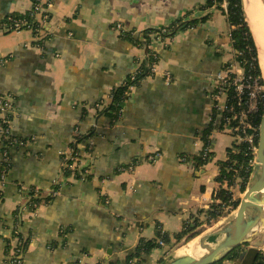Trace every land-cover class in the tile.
<instances>
[{
  "label": "crops",
  "instance_id": "crops-1",
  "mask_svg": "<svg viewBox=\"0 0 264 264\" xmlns=\"http://www.w3.org/2000/svg\"><path fill=\"white\" fill-rule=\"evenodd\" d=\"M203 1L55 0L48 35L36 38L27 30L3 28L7 14L28 11L32 0H0V59H8L0 67V95L13 104L11 134L23 143L6 148L10 170L0 198V226H10L19 209L20 230L24 242L29 240L22 264H131L126 257L140 239H155L159 229L176 244L172 236L214 202L217 164L227 159L235 139L222 127L214 130L208 147L213 157L198 169L182 162L180 155L203 151L197 132L210 122L212 79L233 61L222 14L214 11L207 22L178 32L169 49L152 42L151 49L160 56L154 70L168 72L171 81L160 76L144 79L121 102L120 118L111 126L109 118L97 114L111 90L135 71V60H143V51L119 38V29L166 26ZM203 14L195 11L192 17ZM1 119L0 114V125ZM77 127L82 132L92 128L96 134L79 146V167H89L91 179L60 175V155L70 152ZM2 150L0 142V161ZM240 184L237 180L229 189L238 203ZM55 185V198L30 212L28 187L49 193ZM235 210L213 224L214 229L205 226L194 239L223 227ZM61 230H67L63 246ZM0 234L7 237L9 231L0 229ZM194 239L177 243L173 250L158 239L159 248L132 264L172 260L175 251L177 257ZM55 242L58 246L53 247ZM3 246L0 240V264H6ZM257 251L264 254V242ZM250 256L233 264H249Z\"/></svg>",
  "mask_w": 264,
  "mask_h": 264
},
{
  "label": "trees",
  "instance_id": "trees-1",
  "mask_svg": "<svg viewBox=\"0 0 264 264\" xmlns=\"http://www.w3.org/2000/svg\"><path fill=\"white\" fill-rule=\"evenodd\" d=\"M33 3H36V1L33 0ZM195 11L203 12L204 14L199 18H193L192 14ZM214 11H218L220 14H222L225 17L226 23L228 25V37L233 51L232 63H236V65L242 69L245 76H260L256 48L245 22L242 0H204L202 3L198 4L197 7L187 10L181 17L174 19L166 26L148 27L141 31H136L135 29H119V38L131 43L136 48L141 49L143 51V60H135V71L127 75L124 82L119 87L111 90L107 105L102 106L98 103V105H101V107L98 109L99 111L97 114H102V116L109 118L110 126L115 124V122L120 118L121 102L126 100L131 93L129 87L135 88L140 85L144 79L148 77H155L153 67L159 61L160 56L151 49L152 42L160 41L163 43L164 49H169L171 40L178 32L192 30L199 24L207 22ZM35 13L36 11H34L33 8L23 13L11 12L4 18L3 24L8 27L10 24H13V22L16 21L21 24H27L33 29L35 27L38 28L39 25L35 17ZM48 15L49 17L51 16L50 13ZM46 35H48L47 30H45V28H41L40 32L38 33L39 38H45L47 37ZM232 63L226 64L223 68L226 70L232 65ZM232 77L233 75H230V78ZM261 82L263 83L262 80ZM227 94L228 104H233L234 99L231 88L227 90ZM0 99L7 101L6 103H8L13 110V104L9 102V97L0 95ZM263 109L264 102L260 109L261 114ZM86 112L87 110L84 108L82 111V119L84 118L83 116L86 114ZM7 117L10 120L12 119L11 114L7 115ZM216 117V112L212 110L208 127L197 132L205 147L210 148V136L212 132L214 130H219L223 125V122L221 120L217 121ZM253 123L254 126L258 128L260 119H255ZM95 137L96 134L92 128L86 132H82L80 131V128L77 127V131L73 135L72 141L69 144L70 152L68 154L60 155V175L62 178H74L76 180H86L92 178V175L87 172L89 167H79L78 162L83 157L80 155L81 150L79 146L83 142L92 140ZM85 149L87 153H90L87 145H85ZM246 152L247 145L245 143L237 142H234L231 149L227 150V159L217 164L218 176L216 177V182L218 184V189L215 191L214 202L207 209L198 211V214H196V217L193 218L192 221H187L184 223L182 230L172 236L176 241V244L179 242H182V244L188 243L197 237L204 230L205 226H212L237 208L238 200H232V193L229 189L235 186L237 180H240V190L241 192L244 191L252 170L250 163L253 159V155L251 154L245 156ZM180 157L182 158V162H185L189 165L192 164L195 169H198L199 167L210 162L213 155L209 151L206 153V155H203L201 152V154L198 156L181 154ZM131 163L135 164L137 161H132ZM73 164L76 165L73 167ZM1 169L2 167H0V170ZM5 170L7 174V172L10 170L9 165ZM223 185L226 187L223 188ZM58 191V185L52 186L49 193L36 190L34 187H28V200L26 203L28 210L33 213L40 204H47L51 202L52 199L55 198L53 193ZM0 198H2V191H0ZM19 212V209L13 212L11 217L12 224L10 226L5 222H2L0 226V229L9 231V235L7 237L0 234V240L4 244L3 253L6 257V264H22V255L24 254L29 241L27 240L24 242L25 234L20 230L22 215ZM198 216H202L203 220H200ZM66 234L67 230L60 231L59 235L62 239L60 244L61 246L64 245V238ZM158 239L168 245L170 250H173L176 247V244L170 243V240L166 234L157 229L156 238L152 240L140 239L134 248V251L126 257V261L128 263H130L132 260L141 262L144 256L150 254L152 250L159 248L156 242ZM51 245L53 247L58 246L56 242L52 243ZM244 246L245 245L234 249L229 254H227L223 260H228L233 264V262L237 261L244 262L247 260L248 255H252L254 259L249 264H260L259 262L262 261V256L257 255L253 251H247L246 253L243 252ZM161 263H163V261H161L160 264ZM97 264L104 263L98 262ZM217 264H221V261Z\"/></svg>",
  "mask_w": 264,
  "mask_h": 264
},
{
  "label": "built area",
  "instance_id": "built-area-1",
  "mask_svg": "<svg viewBox=\"0 0 264 264\" xmlns=\"http://www.w3.org/2000/svg\"><path fill=\"white\" fill-rule=\"evenodd\" d=\"M36 3L31 4L35 13V17L38 22V28L34 29L25 24L19 22H13L8 27L4 25V30L7 32H18L22 30L30 31L36 38H39L38 33L41 28H45L48 31L49 25V13L55 0H35ZM30 8V9H31ZM23 25V26H21ZM8 59H0V67H2ZM155 67V65H154ZM153 67L155 76H160L166 83L171 81V77L168 72L163 71L156 73ZM230 75H233L230 78ZM257 75L245 76L242 69L237 65H231L226 70L218 71L212 79V110L217 114V121L223 122L222 128L225 132H228L235 139L237 143H245L247 145V155H253V159L250 163L253 166V161L257 151V139L258 128L254 126L253 121L261 118L260 109L264 102V81ZM232 89L233 104H228L227 90ZM132 87L129 90L132 91ZM4 99H0V114L2 115L0 125V142L3 144L4 150L1 153L0 167V191L3 190L6 182V168L9 165V158L6 148L14 144H23L16 142L11 134L10 119L7 115L13 113L11 106L6 103ZM10 102V101H9ZM76 133V131H75ZM6 142V143H5ZM209 152L208 147H204L202 153L206 155ZM148 160L154 161L153 157H149ZM131 168V166H130ZM57 193H53L56 195ZM159 245L161 243L159 242ZM264 261V254L262 255ZM135 260L130 261L134 263ZM16 264V263H14ZM264 264V263H263Z\"/></svg>",
  "mask_w": 264,
  "mask_h": 264
},
{
  "label": "water",
  "instance_id": "water-1",
  "mask_svg": "<svg viewBox=\"0 0 264 264\" xmlns=\"http://www.w3.org/2000/svg\"><path fill=\"white\" fill-rule=\"evenodd\" d=\"M264 206V109L258 126L257 151L253 161L243 195L239 200L235 213L230 220L218 230L207 233L205 240L211 236H218L216 242L203 248L199 257L189 256L186 246L179 249L175 259L162 264H217L234 249L252 240L254 227L264 230V219L258 221L260 209ZM263 264L264 261H260Z\"/></svg>",
  "mask_w": 264,
  "mask_h": 264
},
{
  "label": "bare ground",
  "instance_id": "bare-ground-1",
  "mask_svg": "<svg viewBox=\"0 0 264 264\" xmlns=\"http://www.w3.org/2000/svg\"><path fill=\"white\" fill-rule=\"evenodd\" d=\"M246 23L251 31L256 49L259 67L264 75V8L259 0H242ZM264 219V206L260 209L258 221ZM229 218L226 222H228ZM258 228V224L254 227ZM211 229V228H210ZM219 231V229H218ZM218 236H211L202 240L194 239L191 244L186 245V252L189 256L199 257L203 254V248L216 242ZM178 251V250H177ZM179 254V251L177 252Z\"/></svg>",
  "mask_w": 264,
  "mask_h": 264
},
{
  "label": "rangeland",
  "instance_id": "rangeland-1",
  "mask_svg": "<svg viewBox=\"0 0 264 264\" xmlns=\"http://www.w3.org/2000/svg\"><path fill=\"white\" fill-rule=\"evenodd\" d=\"M260 1V3H261V0H259ZM263 2H264V0H262ZM261 6H262V4H261ZM232 65L233 66H235L236 65V63H232ZM264 80V79H263ZM264 85V84H263ZM236 194H237V192H235ZM243 195V194H242ZM236 196H239V193L236 195ZM240 196H241V194H240ZM239 196V197H240ZM224 221L225 220H222V221H220L219 223H217V224H222V223H224ZM213 228L212 229H214V226H212ZM212 229H208V230H206L207 232L208 231H210V230H212ZM205 231V232H206ZM263 232H264V230H262V231H258V230H256V231H254V234H253V237H252V240L250 241V242H248L247 244H245V246L242 248L243 250H247L248 248H250L251 247V249H252V251H254L257 255H260V253L261 252H256V249L257 248H259L260 246H262L263 245V242H264V236H263ZM257 234H259L258 235V237H257ZM257 237V238H256ZM256 238V240L254 241V239ZM186 246V245H185ZM175 257H176V251L173 253V255H171V259H175ZM167 260H169L170 261V259H167ZM229 262V261H228ZM224 263V262H223Z\"/></svg>",
  "mask_w": 264,
  "mask_h": 264
},
{
  "label": "flooded vegetation",
  "instance_id": "flooded-vegetation-1",
  "mask_svg": "<svg viewBox=\"0 0 264 264\" xmlns=\"http://www.w3.org/2000/svg\"><path fill=\"white\" fill-rule=\"evenodd\" d=\"M254 259V257L251 255L250 256V260L248 261V263H250V261H252Z\"/></svg>",
  "mask_w": 264,
  "mask_h": 264
}]
</instances>
